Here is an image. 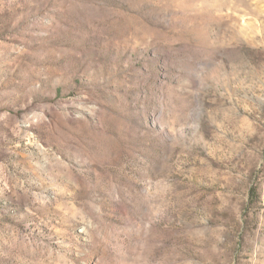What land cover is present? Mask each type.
<instances>
[{
    "label": "rangeland",
    "instance_id": "374dc122",
    "mask_svg": "<svg viewBox=\"0 0 264 264\" xmlns=\"http://www.w3.org/2000/svg\"><path fill=\"white\" fill-rule=\"evenodd\" d=\"M0 264H264V0H0Z\"/></svg>",
    "mask_w": 264,
    "mask_h": 264
}]
</instances>
